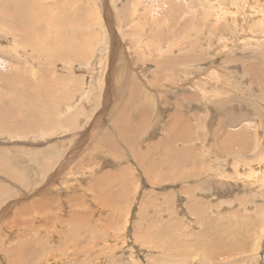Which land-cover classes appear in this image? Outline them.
<instances>
[{
	"label": "rangeland",
	"instance_id": "rangeland-1",
	"mask_svg": "<svg viewBox=\"0 0 264 264\" xmlns=\"http://www.w3.org/2000/svg\"><path fill=\"white\" fill-rule=\"evenodd\" d=\"M224 1L35 0L56 64L0 0V264H264V0Z\"/></svg>",
	"mask_w": 264,
	"mask_h": 264
},
{
	"label": "bare ground",
	"instance_id": "bare-ground-1",
	"mask_svg": "<svg viewBox=\"0 0 264 264\" xmlns=\"http://www.w3.org/2000/svg\"><path fill=\"white\" fill-rule=\"evenodd\" d=\"M14 1H16V0H14ZM222 1V0H221ZM240 1V2H239ZM24 2H25V6H24V8H19V9H17V10H15L13 13H11V14H9V15H12L13 17H15V19H14V21H15V23L13 24L14 25V27L16 28V29H18V30H20L21 32H22V34H23V40H24V43H23V56L24 57H27V59H29V56H37L34 52H38L39 53V55L38 56H42V57H46L47 59H49L48 57H47V54L53 59V61L56 63L57 61H59L60 59H62L63 57H65L66 58V56H68V55H66V56H63V54H64V52H63V50H62V47L60 46V45H58V46H56L55 45V43H50V40H49V38H47L46 36L47 35H52V36H54L53 34H55V32H56V36L58 37L59 35H61V34H63V35H65V37H64V39L61 37V40L63 41V40H68L69 38H68V36H67V34H66V32H67V30H66V32L64 31V29H61V31L62 32H59V26L57 27V29L55 28V31H52L51 30V28H46L45 30H44V33H43V35H41V36H39L38 34H37V28H38V23H37V21H36V19L37 18H40L41 16H42V13L41 12H43V11H41V9L36 5V2H35V0H24ZM216 2V1H215ZM220 2V1H219ZM225 3H227V0L226 1H224ZM237 2V3H236ZM235 3L237 4H235L236 6H238V9H239V11L240 12H242L241 14L242 15H244L245 16V14H247L248 15V10H249V8H250V4L252 3H248V0H237ZM259 2H261V1H259ZM232 3V2H231ZM258 3V2H257ZM256 2H255V5L257 6L258 4H257ZM211 4V3H210ZM220 4H221V2H220ZM233 4V5H234ZM262 4V3H261ZM228 5V4H227ZM232 5V6H233ZM254 5V4H253ZM224 6V5H223ZM228 7H230V4H229V6ZM264 7V6H263ZM225 8H227V7H225ZM237 7H235V9H236ZM219 9H220V6H219ZM223 9H224V7H223ZM261 9H262V6H261ZM228 10V9H227ZM259 10H260V8H259ZM263 10V9H262ZM19 11H23L22 13H23V15H22V13L20 14V16H18V15H16V13H18ZM229 11V10H228ZM236 11H238L237 9H236ZM213 12V11H212ZM221 12V11H220ZM231 12V11H230ZM229 12V13H230ZM233 12V11H232ZM46 13V15H45V19H46V21L47 22H50V23H52L53 22V24H56V26H57V22H55V21H50V15L48 16V13L47 12H45ZM219 13V12H218ZM225 13H227V12H225ZM239 16H241L240 15V13L239 12H236ZM236 13H233V15L234 14H236ZM244 13V14H243ZM205 14V13H204ZM228 14V13H227ZM258 14H259V11H258ZM6 12L5 11H3V10H0V16H3V18H7L8 17V15H6ZM225 15V14H224ZM229 15V14H228ZM47 17V18H46ZM74 17V16H73ZM234 18H235V16H233ZM232 17V18H233ZM236 17H237V15H236ZM248 16H246V18H247ZM259 17V16H258ZM219 18V17H218ZM237 18H239V17H237ZM255 18V17H254ZM253 18V19H254ZM72 18H68V19H65L64 21H62V20H60V21H62L61 22V26H60V28L61 27H64V26H66L68 23H70L69 21L71 20ZM75 18H73V20H74ZM78 19V18H77ZM241 19H242V17H241ZM252 19V20H253ZM256 19H258V18H256ZM56 20V19H55ZM235 20H236V18H235ZM259 20V19H258ZM257 20V21H258ZM75 21V20H74ZM78 21V20H77ZM90 21V20H89ZM254 21V20H253ZM252 21V22H253ZM82 22V21H81ZM94 22V21H93ZM246 23V22H245ZM75 24V23H74ZM73 24V25H74ZM247 24V23H246ZM252 24V23H251ZM257 24H259L258 22H257ZM223 25V24H222ZM55 26V27H56ZM70 26V25H69ZM75 26V25H74ZM80 26V25H79ZM224 26V25H223ZM25 28V29H24ZM240 28V27H239ZM74 29V28H73ZM77 29V28H76ZM207 30H208V28H206ZM69 31V30H68ZM75 32V31H74ZM61 33V34H60ZM264 34V33H263ZM78 35V34H77ZM55 36V37H56ZM60 40V41H61ZM64 42V41H63ZM124 46V45H123ZM125 47V46H124ZM122 48V47H121ZM121 48H120V50H121ZM59 50V51H58ZM70 51L71 52H74L75 50H74V48H70ZM66 52L67 53H69L68 52V48L66 49ZM29 53H31V55L29 54ZM76 53V52H75ZM214 53V52H213ZM71 54V53H70ZM215 54V53H214ZM218 54V53H217ZM220 54V53H219ZM223 55V54H222ZM72 57V56H71ZM73 57H75L74 55H73ZM218 58V57H217ZM46 59V60H47ZM72 59V58H71ZM70 58H69V60H71ZM213 59H215V58H213ZM17 60V59H16ZM14 60L13 62H12V64H10L9 66H11V65H13L14 63H16L18 66H15L14 68L15 69H19V71H21L22 69H21V65H24V64H26V59H20L21 60V62H20V60ZM51 60V59H50ZM68 60V59H67ZM68 60V61H69ZM49 61V60H48ZM52 61V60H51ZM50 61V62H51ZM20 64V63H22L21 65H19L18 63ZM57 64V63H56ZM53 65V64H52ZM127 65H128V63H127ZM124 67V66H123ZM126 68V67H125ZM123 71H124V69H123ZM22 72V71H21ZM125 72V71H124ZM23 74H24V76H25V73H26V68H24L23 69V72H22ZM123 73V72H122ZM125 74V73H124ZM212 74H214V73H212ZM122 74H120L119 76H121ZM228 75V74H227ZM209 76V75H208ZM24 77H22V78H19V80L20 81H23L24 79H23ZM28 80V79H27ZM3 81H6V82H8V83H4ZM2 82L4 83V85H7V84H9L10 85V87H11V89H13V87L14 86H16L17 84L16 83H14V81H13V79H10V78H6V77H3L2 78ZM116 82H119V81H116ZM209 83V82H208ZM43 84H45V83H43ZM43 84H41V85H43ZM97 84V83H96ZM35 85V84H34ZM36 85H38V84H36ZM40 85V86H41ZM212 85V84H211ZM13 86V87H12ZM30 86H32L33 88H34V86H33V84L31 83H29V81H27L26 83H24L23 85H21L20 84V86H19V84H18V87H21V88H23V90H24V92L27 94L28 92H27V90H29V87ZM39 86V85H38ZM8 87V86H7ZM43 87V86H42ZM42 87H37V89H39V92L40 91H42L40 88H42ZM57 88L58 87H56V89L55 90H57ZM36 89V90H37ZM52 89H53V87H51V86H49L48 85V95H50V94H53V93H51V91H52ZM21 90V89H20ZM54 90V91H55ZM22 91V90H21ZM32 91V89L30 90V92ZM35 91V90H34ZM44 91H46V90H43L41 93H42V95H43V92ZM88 91V90H87ZM38 92V93H39ZM53 92V91H52ZM56 92V91H55ZM69 92H71V90L69 91ZM13 93V92H12ZM37 93V94H38ZM41 93H39V94H41ZM15 94H17V93H15ZM44 95H46V93H44ZM48 95H46V96H48ZM54 95V94H53ZM22 96H23V92H22ZM37 96V98H39V96L38 95H36ZM46 96H44L45 98H46ZM21 97V96H20ZM42 97V96H41ZM51 97H53L52 95L50 96V98ZM68 98H69V96H67ZM71 97V96H70ZM31 98V97H30ZM36 98V97H35ZM48 98H49V96H48ZM48 98H47V100H48ZM9 99V98H8ZM40 99V98H39ZM38 99V100H39ZM45 100V99H44ZM43 100V101H44ZM43 104H46V103H43ZM50 104V103H49ZM49 104H47V105H49ZM42 105V104H41ZM46 105V106H47ZM46 106H45V109H46ZM52 106V104L50 105V107ZM53 106H55L56 108H57V105H54L53 104ZM52 106V107H53ZM47 107H49V106H47ZM38 108H40V107H38ZM41 110H38V111H42V107L40 108ZM48 109V108H47ZM53 109V108H52ZM43 110H44V106H43ZM50 110V109H49ZM55 110V109H54ZM46 111V110H45ZM52 111V110H51ZM50 111V112H51ZM56 111V110H55ZM44 112V111H43ZM47 112V111H46ZM45 112V113H46ZM49 112V111H48ZM47 115H49V113H46ZM0 127L3 125V124H5V121H3L2 119H0ZM176 123L178 124V121H176ZM131 127V125L129 124V126H127L126 127V129H128V128H130ZM181 129V128H180ZM127 140V139H126ZM128 141V140H127ZM130 145H131V143H130ZM134 146V145H133ZM132 146V148H134ZM140 157V156H139ZM138 158V157H137ZM249 176V175H248ZM258 176V178H259V175H257ZM262 176V175H261ZM256 176L255 175H250V178L253 180L254 178H255ZM257 178V177H256ZM262 178V177H261ZM240 180V179H239ZM242 181H243V179H241ZM247 180H250L249 178H246V181ZM241 181V182H242ZM255 181V180H254ZM261 181V180H260ZM263 181V180H262ZM240 182V181H239ZM252 182V181H251ZM248 184V183H247ZM252 184V183H251ZM241 185V184H240ZM248 186V185H247ZM17 240V239H16ZM223 243V242H222ZM19 250H21V249H19Z\"/></svg>",
	"mask_w": 264,
	"mask_h": 264
}]
</instances>
